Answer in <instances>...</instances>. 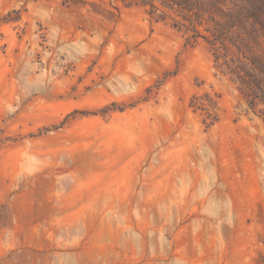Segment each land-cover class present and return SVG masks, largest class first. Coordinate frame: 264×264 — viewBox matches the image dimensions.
I'll return each mask as SVG.
<instances>
[{
	"label": "rangeland",
	"instance_id": "374dc122",
	"mask_svg": "<svg viewBox=\"0 0 264 264\" xmlns=\"http://www.w3.org/2000/svg\"><path fill=\"white\" fill-rule=\"evenodd\" d=\"M215 28L264 60V0H0V264H264V104Z\"/></svg>",
	"mask_w": 264,
	"mask_h": 264
},
{
	"label": "trees",
	"instance_id": "16d2710c",
	"mask_svg": "<svg viewBox=\"0 0 264 264\" xmlns=\"http://www.w3.org/2000/svg\"><path fill=\"white\" fill-rule=\"evenodd\" d=\"M166 5L172 6V0H159ZM213 1V6L215 5ZM184 9L189 12L193 11L189 6H185ZM197 17L201 18V14L197 13ZM213 17V16H212ZM214 23L219 24L215 17L212 18ZM233 25L230 26L232 28ZM211 31V30H210ZM213 36L215 37L210 43L215 47V61L217 68L223 73L230 75L236 80L240 85V91L249 107L257 113V108L260 104H264V83H261L260 75L256 73L258 71L260 74L264 75V60L260 56H247L241 49H238L242 58L245 60L242 62L241 66H237L235 60H230L228 55H224L220 52L222 47H218L221 41V33L214 29ZM209 39V38H207ZM190 40V39H189ZM250 67V68H249ZM249 68V69H248ZM255 83V87L251 83ZM261 115L264 116V111H260ZM216 120H214L215 122Z\"/></svg>",
	"mask_w": 264,
	"mask_h": 264
}]
</instances>
